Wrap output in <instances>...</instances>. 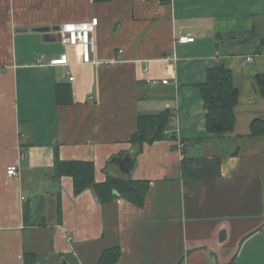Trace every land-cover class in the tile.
<instances>
[{"label": "crops", "instance_id": "obj_1", "mask_svg": "<svg viewBox=\"0 0 264 264\" xmlns=\"http://www.w3.org/2000/svg\"><path fill=\"white\" fill-rule=\"evenodd\" d=\"M93 18L87 64L59 32ZM65 54L68 65L37 64ZM222 65L240 102L234 131L216 135L198 85ZM260 78L264 0H0V264H25L28 253L99 264L114 246L118 264H264V136L251 130L264 122ZM66 83L73 102L59 105ZM167 109L176 136L139 152L138 116ZM126 155L130 177L112 162ZM82 160L95 164L98 183L148 182L144 205L119 192L110 204L91 188L76 195L57 162Z\"/></svg>", "mask_w": 264, "mask_h": 264}, {"label": "trees", "instance_id": "obj_2", "mask_svg": "<svg viewBox=\"0 0 264 264\" xmlns=\"http://www.w3.org/2000/svg\"><path fill=\"white\" fill-rule=\"evenodd\" d=\"M96 2H106L110 0H95ZM206 83L198 85L201 91L206 108V128L209 134L225 135L234 131L237 116L236 108L239 104V88L234 82V75L230 69L222 65L208 70ZM261 92L264 96V78L258 80ZM57 100L59 105H66L73 102V92L69 84L57 86ZM174 120V112L171 109L159 114L139 115L138 127L131 143L143 150L144 144H153L156 141L172 139L175 133L167 134L171 131ZM257 136H264V122L256 120L251 127ZM220 164V161L215 162ZM57 177L71 176L74 180V193L80 195L84 190L93 189L102 204H110L114 200V194L119 192L124 199L141 207L145 203V198L149 192V183L145 181L122 180L116 177H109L105 183L96 182L95 164L89 161H68L57 162ZM58 213L61 217L62 207L58 203ZM30 209V208H29ZM122 256V248L114 246L106 249L98 261L99 264H118ZM25 264H38L37 257L28 253L25 257Z\"/></svg>", "mask_w": 264, "mask_h": 264}, {"label": "built area", "instance_id": "obj_3", "mask_svg": "<svg viewBox=\"0 0 264 264\" xmlns=\"http://www.w3.org/2000/svg\"><path fill=\"white\" fill-rule=\"evenodd\" d=\"M99 25V20L97 18H93L90 22H83L78 24H72L69 26H65L59 34L61 35V41L63 44L67 46H77L83 49V62L87 64L95 63L92 55L96 51L95 49V36L94 32ZM194 38L181 37L179 38V42L181 43H190L193 42ZM122 53V51H121ZM252 58H249L251 61ZM44 57H40L37 61V64L40 66H65L68 65V55L65 54L60 59H52L49 65L43 63ZM73 81L74 78H71ZM169 80L163 81V84H167ZM154 83V82H153ZM169 135V132H167ZM18 175V167L11 166L8 169V176L15 177Z\"/></svg>", "mask_w": 264, "mask_h": 264}, {"label": "water", "instance_id": "obj_4", "mask_svg": "<svg viewBox=\"0 0 264 264\" xmlns=\"http://www.w3.org/2000/svg\"><path fill=\"white\" fill-rule=\"evenodd\" d=\"M50 29H40V31H43V32H48ZM116 162L118 163L119 165H121V169H122V172H123V175L124 176H128L130 177L132 171L134 170V167H135V162L133 160V158L130 156V155H126L124 159H118V158H114L112 160V162ZM54 186H58L57 184H54L52 186H49L47 187V189H52L54 188ZM41 199H42V195H40L39 197H37L34 201V204H33V208H35V210H37L40 202H41ZM38 264H45L44 260H42V262L38 263ZM62 264H68L66 261H63Z\"/></svg>", "mask_w": 264, "mask_h": 264}, {"label": "rangeland", "instance_id": "obj_5", "mask_svg": "<svg viewBox=\"0 0 264 264\" xmlns=\"http://www.w3.org/2000/svg\"><path fill=\"white\" fill-rule=\"evenodd\" d=\"M42 216V215H41Z\"/></svg>", "mask_w": 264, "mask_h": 264}]
</instances>
